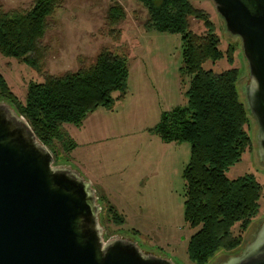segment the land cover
<instances>
[{
    "label": "rangeland",
    "instance_id": "374dc122",
    "mask_svg": "<svg viewBox=\"0 0 264 264\" xmlns=\"http://www.w3.org/2000/svg\"><path fill=\"white\" fill-rule=\"evenodd\" d=\"M34 0H0L5 10H29ZM47 21L42 38L46 47L44 69L50 75L76 72L94 63L104 49L128 60L126 95L111 109L100 107L85 116L82 124L62 125L69 153L62 142H55V165H72L93 184L105 239L123 236L133 239L141 249L171 259L175 264H192L187 258V242L196 230L184 220L183 168L190 158L187 142L165 144L155 128L164 113L184 108L189 77L182 78V40L179 34L147 30L149 15L136 0H120L125 19L114 26L107 22L112 0H62ZM195 8L208 13L220 37V49L233 45L234 61L223 58L206 62L203 68L220 73L236 68L240 73L238 89L243 100L242 84L247 81V66L238 37L225 31V24L209 0H190ZM192 31L202 34L203 24L191 20ZM114 29L115 36L110 34ZM117 33V34H116ZM0 73L8 88L21 102L28 85L42 80L33 68L0 55ZM253 121V120H252ZM249 133L252 148L246 150L235 165L226 170L229 179L251 175L262 184L260 211L251 221L236 251L218 252L207 264H219L240 253L253 231L264 220V165L257 155L256 124ZM54 150V151H53ZM52 154V155H53ZM61 156L60 158H57ZM113 207L115 216L123 218L121 226L107 214ZM115 215V216H114ZM237 231L235 230L234 233Z\"/></svg>",
    "mask_w": 264,
    "mask_h": 264
},
{
    "label": "trees",
    "instance_id": "16d2710c",
    "mask_svg": "<svg viewBox=\"0 0 264 264\" xmlns=\"http://www.w3.org/2000/svg\"><path fill=\"white\" fill-rule=\"evenodd\" d=\"M119 1L112 0L108 10L110 26L126 17ZM136 1L149 15L147 30L181 36L180 69L182 78L190 80L185 93L188 104L164 113L154 132L165 144L187 142L190 146V160L181 174L183 213L185 223L196 231L187 242L186 252L192 264H207L220 251L240 248L243 235L260 211L263 189L251 175L229 179L225 174L253 146L248 129L253 121L237 87L240 73L236 68L220 73L203 68L206 62L223 58L233 63L235 47L228 46L225 51L219 48L220 37L209 14L195 8L190 0ZM62 2L34 0L27 11L5 10L0 5V55L33 68L42 78L28 85L21 102L0 73V101L28 122L50 152L58 141L69 153L71 146L66 144L62 125L79 127L90 112L100 107L111 109L126 95L129 71L124 56L106 49L94 63L76 72L53 76L45 71L47 53L41 41L48 19ZM191 20L203 24L205 32L192 31ZM115 32L110 30L113 37ZM113 209L109 206L107 214L121 226L123 218L114 215V219Z\"/></svg>",
    "mask_w": 264,
    "mask_h": 264
},
{
    "label": "water",
    "instance_id": "95a60500",
    "mask_svg": "<svg viewBox=\"0 0 264 264\" xmlns=\"http://www.w3.org/2000/svg\"><path fill=\"white\" fill-rule=\"evenodd\" d=\"M209 1L240 40L242 93L264 165V0ZM100 212L93 184L72 165H55L28 122L0 101V264H175L129 237L105 239ZM219 264H264V220L240 253Z\"/></svg>",
    "mask_w": 264,
    "mask_h": 264
},
{
    "label": "clouds",
    "instance_id": "9594fccd",
    "mask_svg": "<svg viewBox=\"0 0 264 264\" xmlns=\"http://www.w3.org/2000/svg\"><path fill=\"white\" fill-rule=\"evenodd\" d=\"M254 83L256 85V89L259 90V82L254 80Z\"/></svg>",
    "mask_w": 264,
    "mask_h": 264
},
{
    "label": "crops",
    "instance_id": "0c3cea01",
    "mask_svg": "<svg viewBox=\"0 0 264 264\" xmlns=\"http://www.w3.org/2000/svg\"><path fill=\"white\" fill-rule=\"evenodd\" d=\"M78 170V169H77ZM79 171V170H78ZM80 172V171H79ZM83 174V173H82ZM85 177V176H84Z\"/></svg>",
    "mask_w": 264,
    "mask_h": 264
}]
</instances>
